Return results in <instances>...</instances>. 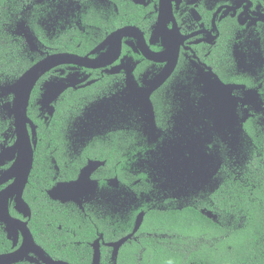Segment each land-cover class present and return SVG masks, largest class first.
Returning a JSON list of instances; mask_svg holds the SVG:
<instances>
[{
	"label": "flooded vegetation",
	"instance_id": "obj_1",
	"mask_svg": "<svg viewBox=\"0 0 264 264\" xmlns=\"http://www.w3.org/2000/svg\"><path fill=\"white\" fill-rule=\"evenodd\" d=\"M51 3L47 25L41 26L45 43L22 30L25 47L42 54L39 60L67 53L99 66L60 65L34 85L30 99L36 90L45 127L58 106L61 157L50 156L54 151L42 142L39 163L34 162L38 127L27 111L35 135L27 124L33 161L25 183L13 149V117L0 110V264H92L96 248L100 264H139L145 229L155 225L146 214L172 210L178 196L170 171L146 175L144 165L179 163L191 173V167L207 161L210 132L235 155L241 131L258 133L255 138L264 141V0ZM24 7L34 10L33 3ZM121 31L119 40L112 37ZM54 44L68 51L48 53ZM81 79L40 106L53 84ZM147 91L152 119L143 102ZM114 145L121 148L119 159L82 162L72 156ZM261 148L251 142L255 157ZM88 161L103 163L90 176L96 185L85 187L77 202L69 199L74 193L57 194L78 180ZM147 178L153 184L146 190Z\"/></svg>",
	"mask_w": 264,
	"mask_h": 264
},
{
	"label": "trees",
	"instance_id": "obj_2",
	"mask_svg": "<svg viewBox=\"0 0 264 264\" xmlns=\"http://www.w3.org/2000/svg\"><path fill=\"white\" fill-rule=\"evenodd\" d=\"M27 3H33L34 10L24 11ZM50 5L51 0H44L42 5L36 0H0V110L10 101L2 88L12 84L42 58L35 49L25 47L21 33L25 30L44 42L41 26L47 25ZM53 46L48 53L68 51L66 45H60L64 46L61 50H56L59 45ZM35 94L36 90L27 111L38 127L34 162L39 163L44 148L42 142H48L49 151H54L50 156L61 157L58 145L61 134L57 127L58 106L45 127ZM209 134L213 140L207 144V161L191 167L190 175L179 163L161 164L155 169L144 165L146 175H166L170 171L178 196L172 210L146 214L147 220L155 221V225L145 229L148 234H145L139 264H264V141L255 138L258 133L254 136L249 130L241 131L235 155V150L227 146L221 148L217 133ZM251 142H260V155L254 156ZM120 149L115 145L110 149L96 146L83 149L79 157L72 156L81 158L82 162L87 158L115 160L121 157ZM181 162L187 165L182 158ZM117 174L120 177V173ZM202 175L207 176L202 178ZM147 179L146 190L153 184ZM184 190L187 192L182 194ZM207 211L215 217L206 216ZM129 264L137 263L130 261Z\"/></svg>",
	"mask_w": 264,
	"mask_h": 264
},
{
	"label": "water",
	"instance_id": "obj_3",
	"mask_svg": "<svg viewBox=\"0 0 264 264\" xmlns=\"http://www.w3.org/2000/svg\"><path fill=\"white\" fill-rule=\"evenodd\" d=\"M25 31V30H24ZM24 33L27 35L26 37L31 39V35L29 33ZM123 31L115 33L112 37H116L118 40L122 35ZM119 49V46H118ZM119 50H116L118 53ZM96 60H91L87 56L79 57L72 54L67 53H58L53 55H48L45 58L39 60L35 64H33L29 69H27L18 79H16L12 84L4 86L2 88V92L4 95H12V100L7 102L4 105V109L8 111L9 116L13 117V125L14 131L16 134V142L14 144L13 149L18 152L17 163L19 167L23 168V183L26 182L28 174L30 172L32 161H33V147L30 143V138L27 131V124H29L32 132V136L35 135V127L33 123L27 117V109L29 105V99L31 91L38 81V79L47 71L51 70L54 67L60 65H76L79 67L86 68H95L98 67ZM84 79L74 81L70 85H63L55 83L46 90L41 97L40 106L42 108L47 107L52 101H54L64 90V88L75 86L77 83L83 82ZM153 86L152 90L157 87ZM149 91H147L145 101L146 108L149 110L152 119V108L149 103ZM53 108L50 107L49 115H52ZM204 155V154H203ZM206 156V155H204ZM103 165L101 162L97 161H88L87 165L83 168L80 173V176L77 181L68 183L56 189V192L68 191L74 193L73 196H70V200L78 201V197L83 194V190L85 187H92L96 185L95 182L90 181V176L92 172L99 166ZM89 192V190H88ZM79 204V202H78ZM206 216L210 218H214L215 216L211 214V212H205ZM125 239H122L119 243L113 244L112 246L116 249ZM47 264H57L52 261H46ZM60 264V263H58ZM66 264V263H64ZM92 264H100V253L98 248L95 249L94 258Z\"/></svg>",
	"mask_w": 264,
	"mask_h": 264
}]
</instances>
